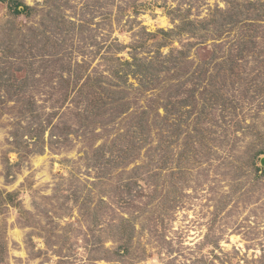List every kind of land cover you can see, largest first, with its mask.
Masks as SVG:
<instances>
[{
	"label": "rangeland",
	"instance_id": "obj_1",
	"mask_svg": "<svg viewBox=\"0 0 264 264\" xmlns=\"http://www.w3.org/2000/svg\"><path fill=\"white\" fill-rule=\"evenodd\" d=\"M262 159L264 0H0V264H264Z\"/></svg>",
	"mask_w": 264,
	"mask_h": 264
},
{
	"label": "trees",
	"instance_id": "obj_2",
	"mask_svg": "<svg viewBox=\"0 0 264 264\" xmlns=\"http://www.w3.org/2000/svg\"><path fill=\"white\" fill-rule=\"evenodd\" d=\"M22 6H23L22 4L17 3V5H15L14 13L21 14V13H24L25 11L29 10V7H24L23 9H20V7H22Z\"/></svg>",
	"mask_w": 264,
	"mask_h": 264
},
{
	"label": "water",
	"instance_id": "obj_3",
	"mask_svg": "<svg viewBox=\"0 0 264 264\" xmlns=\"http://www.w3.org/2000/svg\"><path fill=\"white\" fill-rule=\"evenodd\" d=\"M262 164L264 165V159H262Z\"/></svg>",
	"mask_w": 264,
	"mask_h": 264
}]
</instances>
